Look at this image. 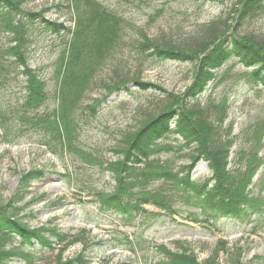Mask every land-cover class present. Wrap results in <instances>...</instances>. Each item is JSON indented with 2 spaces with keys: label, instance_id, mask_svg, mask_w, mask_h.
Returning a JSON list of instances; mask_svg holds the SVG:
<instances>
[{
  "label": "rangeland",
  "instance_id": "374dc122",
  "mask_svg": "<svg viewBox=\"0 0 264 264\" xmlns=\"http://www.w3.org/2000/svg\"><path fill=\"white\" fill-rule=\"evenodd\" d=\"M105 5L124 18L126 31L142 28L149 36L171 34L175 39L184 40L196 34L197 25L218 16L224 17L233 7V1L105 0ZM22 8L31 11L47 8L44 15L50 20L64 22L67 26L73 24L66 0H26ZM261 9L239 28L241 34L264 37V5ZM2 36L1 30L0 39ZM36 36L28 64L39 68L52 94L55 63L67 33L36 31ZM125 52L126 57L118 66L119 70L115 71L113 65L107 63L95 79L107 80L106 84L110 85L116 77L127 79L133 72L140 71V81L159 87L144 90L128 82L126 90L121 88L118 91L115 88L104 89L101 82H96L100 84L85 95L78 113V138L74 141V152H66L63 160L37 141V132L27 135L26 140L18 144H5L0 137V206L11 202L24 173L42 170L43 176L32 181L25 197L12 207L17 211L16 218L31 229L57 227L62 232L80 236L79 241L61 253L63 260L83 254L90 260L89 264H156L164 255L157 252L155 246L163 244L176 251L178 242H187L199 262L210 257L219 247V264H264V211L253 222L254 227L250 222L214 218L210 211L202 212L200 203L184 197L169 177L138 183L134 190H148L146 192L151 197L148 202L137 200L146 213L133 210L136 219L127 220L128 224L124 223V218H128L124 214L114 213L112 209L104 212L98 208V193L113 190L114 179L108 163L121 158L114 149L123 146L125 134L132 133L148 115L166 102L169 93L183 92L191 81V63L160 61L152 68H144L135 60L136 53L128 55L127 49ZM246 72L235 60L228 61L217 71L215 80L208 83L198 104L203 115L218 127L217 134L229 141V155L235 162L244 163V158L239 159L242 150L257 154L261 162L249 188L253 196L264 197V136L261 143H257L253 135L255 126L264 121V85H251ZM9 86L13 96L18 94L17 98H21L24 95L21 76L11 81ZM8 92L1 90L0 97L9 96ZM92 104L94 112L86 106ZM78 151L86 153V157ZM190 153L191 148L183 145L180 136L168 133L157 142V152L150 156V160L164 167L172 176L190 163ZM144 166L140 165L137 174ZM209 175L208 165L203 160L194 166L191 173L196 182L204 181ZM154 199L172 204L176 213L164 211L153 203ZM190 213L200 221L192 220ZM140 214L142 222L138 223ZM124 234L133 240L134 250L113 246L119 241L124 242ZM222 241L226 242L224 248L219 246ZM32 254H37L42 263L51 264L58 259L57 248L43 249L35 245ZM11 264L25 263L14 260Z\"/></svg>",
  "mask_w": 264,
  "mask_h": 264
},
{
  "label": "trees",
  "instance_id": "16d2710c",
  "mask_svg": "<svg viewBox=\"0 0 264 264\" xmlns=\"http://www.w3.org/2000/svg\"><path fill=\"white\" fill-rule=\"evenodd\" d=\"M24 1L0 0V31H3L0 39V91H9V96L0 97L2 142L18 144L26 140L27 135L37 132V141L63 160L66 152L73 151L74 141L78 138L79 110L85 95L100 84L96 82H101L104 89L115 88L118 91L121 88L126 90L128 82L144 90L159 87L140 81V71L133 72L131 78L116 77L110 85L106 84L107 80L95 79L107 63L117 71L126 57V49L128 55L136 53L135 60L144 68H152L160 61L191 63V81L185 85L183 92L169 93L166 102L148 115L132 133L125 134L123 146L114 149L121 154V158L108 163L114 179L113 190L98 193V208L104 212L112 209L114 213L124 214L128 217L124 218V223L128 224L127 220L136 219L135 210L146 213L137 200L148 202L151 197L146 192L148 190H134L138 183L169 177L184 197L202 205V212L208 210L214 218L250 222L254 227L253 222L264 211V197L253 196L249 187L261 161L254 151L242 150L239 159L244 158V163L235 162L229 155V141L217 134L218 127L203 115L198 101L208 83L215 80L217 71L230 60H235L247 71L246 78L251 85H264V37L239 32L241 26L262 10L264 0H231L233 7L230 12L224 17L218 16L197 25L196 34L184 40L175 39L171 34L149 36L142 28L126 31L124 18L107 7L105 0H66L72 26L47 18L44 15L47 8L39 11L22 8ZM36 31L67 33L55 63L52 94L39 68L28 64L35 47L34 41H37ZM18 76L23 78L24 95L21 98H17L18 94L13 96L9 86ZM48 106H51L50 110H47ZM86 106L95 111L93 104ZM255 127L254 138L261 143L264 121ZM168 133L177 134L182 138L183 145L191 148L190 163L172 176L164 167L150 160V156L157 152V142ZM78 153L86 157V153ZM200 160L207 163L210 175L204 181L196 182L191 173ZM141 164L145 166L137 174ZM42 176V170L24 173L11 202L0 206V264H11L14 260L25 264H50L42 263L37 254H32L35 245L43 249H58V259L51 264H89L90 260L83 254L61 259V253L79 241V235L62 232L57 227L31 229L27 223L16 218L17 211L12 205L19 203L27 194L31 182ZM153 203L170 214L176 213L172 204L164 200L154 199ZM189 216L194 221H200L191 213ZM141 222L142 214L138 216V223ZM123 241L113 246H124L131 251L135 249L128 235ZM225 245L223 241L219 244L221 248ZM218 248L210 257L199 262L187 242H178L176 251L163 244L157 245L155 250L164 257L156 264H219Z\"/></svg>",
  "mask_w": 264,
  "mask_h": 264
}]
</instances>
